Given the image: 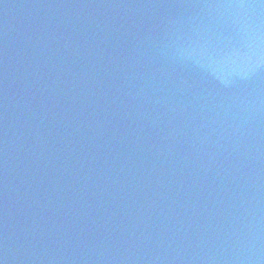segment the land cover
<instances>
[{
	"label": "water",
	"instance_id": "1",
	"mask_svg": "<svg viewBox=\"0 0 264 264\" xmlns=\"http://www.w3.org/2000/svg\"><path fill=\"white\" fill-rule=\"evenodd\" d=\"M0 264H264V0H0Z\"/></svg>",
	"mask_w": 264,
	"mask_h": 264
}]
</instances>
